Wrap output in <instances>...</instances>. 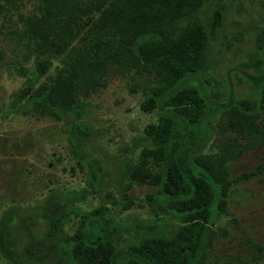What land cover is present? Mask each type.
<instances>
[{
	"label": "trees",
	"instance_id": "trees-1",
	"mask_svg": "<svg viewBox=\"0 0 264 264\" xmlns=\"http://www.w3.org/2000/svg\"><path fill=\"white\" fill-rule=\"evenodd\" d=\"M212 1L36 0L34 10L18 14L22 58L31 60L32 66L26 86L13 93V100L23 114L66 121L70 150L80 170H84L81 147L90 135L81 114L109 71L128 77L127 90L140 96L141 110L157 111L156 121L143 127L132 146L120 147L127 154L119 163L120 199L105 194L108 203L121 211L133 204H150L158 215L149 229L153 231L132 236L117 262L119 243L113 236L118 230L108 215L110 207L81 211L70 203L83 199L81 192H58L60 198L56 194L42 214L45 238L54 244L56 258L68 264L205 262L216 235L211 225L226 211L227 165L247 144L226 142L212 152L198 146L213 136L217 112L227 115L225 125L239 137L264 141V81L257 94L234 99L224 97L213 84L191 82L207 66L211 42L223 22L222 0L214 5ZM4 2L14 5L16 0ZM263 48L261 26L244 65L260 71ZM3 56L0 47V66ZM143 72H152V78L136 79ZM259 116L256 125L252 121ZM102 170L96 161H85L89 187L102 178ZM133 185H148L153 191L143 203H136L125 193ZM72 209L76 219L67 233L63 228ZM166 215L170 230L162 227ZM249 244L254 257L264 256V247ZM40 260L54 262V258Z\"/></svg>",
	"mask_w": 264,
	"mask_h": 264
},
{
	"label": "rangeland",
	"instance_id": "rangeland-1",
	"mask_svg": "<svg viewBox=\"0 0 264 264\" xmlns=\"http://www.w3.org/2000/svg\"><path fill=\"white\" fill-rule=\"evenodd\" d=\"M4 1L0 0L4 5L0 9V47L4 55L0 66V264H43L40 257L54 258L55 263L50 264H68L55 257L56 248L45 238L42 217L48 212L49 201L56 194L60 198L58 192L62 191L84 195L83 199L70 202L81 211L103 204L110 207L108 215L118 230L113 236L119 243L114 257L118 262L132 236L151 232V226L156 225L154 219L158 215L150 204L143 203L153 188L133 185L127 189L128 196L143 204H133L123 211L119 206H111L105 194L109 192L120 199L119 163L127 155L120 147L132 146L133 138L141 134L143 127L156 121L157 111L141 110L140 96L127 90L128 77L109 71L81 114L90 135L81 147L84 170H80L70 150L66 121L23 114L20 104L13 100V93L26 86L25 79L30 77L32 66L31 60L22 58L24 51L16 34L20 26L18 14L34 10L36 0H16L14 5H6ZM222 3L223 22L211 42L209 62L191 82L213 84L231 99L257 94L264 81V48L260 71L244 63L255 49V32L264 26V0H222ZM206 10L208 13L209 7ZM237 33L241 34L240 39L234 38ZM138 78L150 79L152 72H143ZM260 117L252 122L257 125ZM227 119L226 114H215L213 136L202 142L199 149L212 152L226 142L240 146L246 143L247 148L227 165L230 187L226 211L211 225L216 235L206 250L203 264H264V256L254 257L249 244L264 247V141L239 137L225 125ZM133 154L136 155V150ZM86 160L96 161L103 169L102 178L95 181L94 187L87 185ZM72 210L63 228L67 233L72 231L76 219ZM169 218L164 217V230L171 228Z\"/></svg>",
	"mask_w": 264,
	"mask_h": 264
}]
</instances>
